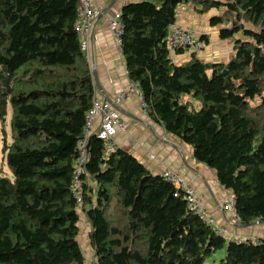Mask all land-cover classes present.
I'll use <instances>...</instances> for the list:
<instances>
[{
  "label": "trees",
  "instance_id": "1",
  "mask_svg": "<svg viewBox=\"0 0 264 264\" xmlns=\"http://www.w3.org/2000/svg\"><path fill=\"white\" fill-rule=\"evenodd\" d=\"M76 1L0 0L1 121L10 106L2 150L12 175L0 171V264H88L69 191L94 95L73 29ZM182 3L199 14L220 9L208 23L230 41L228 60L187 50L171 60L165 33ZM119 12V50L146 114L230 190L240 224L264 221V0H132ZM85 148L79 208L96 264H202L219 250L216 264H264V237L217 234L131 153L114 146L104 156L95 132Z\"/></svg>",
  "mask_w": 264,
  "mask_h": 264
},
{
  "label": "crops",
  "instance_id": "2",
  "mask_svg": "<svg viewBox=\"0 0 264 264\" xmlns=\"http://www.w3.org/2000/svg\"><path fill=\"white\" fill-rule=\"evenodd\" d=\"M128 1L132 0H87L90 7L102 8L101 15L92 21L88 35L89 53L85 59L98 84V89L94 87V97L102 101L109 99L112 109L126 124L125 129L117 131L113 137L114 146L131 153L151 174H160L163 170L177 171L199 196L201 206L208 210L215 222L226 226L230 236L264 237V221L252 220L244 225L233 220L231 211H221L218 204L224 196H232L230 190L222 188L212 170L192 157L187 144L181 143L165 131L158 121L141 112L136 95L129 94L118 103L114 102V94L127 86L128 78L121 51L109 33L107 19ZM188 13L182 15L185 19L174 22L189 26ZM185 52L173 53L171 60L174 63L182 62L188 57ZM230 56H227V60ZM214 61L226 60L218 57ZM94 128L93 125L91 131Z\"/></svg>",
  "mask_w": 264,
  "mask_h": 264
},
{
  "label": "built area",
  "instance_id": "3",
  "mask_svg": "<svg viewBox=\"0 0 264 264\" xmlns=\"http://www.w3.org/2000/svg\"><path fill=\"white\" fill-rule=\"evenodd\" d=\"M77 13L74 17L73 29L79 37V48L84 58L88 57V38L91 24L94 18L101 15V7H90L87 0H77ZM119 10H116L107 20V26L110 35L115 39L116 46L119 47L120 34L122 31V21L119 18ZM165 43L169 56L172 58L173 53L181 50L197 52L202 48V42L195 36L193 31L185 25L170 23L165 33ZM126 72V70H125ZM127 86L120 89L113 96L114 102L118 103L129 94H134L138 98V105L142 113L146 114V107L141 96L138 83L132 80L127 81ZM91 104L84 114V124L82 127L81 137L76 142V155L73 162L72 183L70 185V193L75 197L78 208L82 199V179L80 176L84 173V162L87 159V149L85 148V139L91 132L96 133V137L101 140L103 147V155L105 156L114 148L113 137L117 131L125 129V123L119 118V115L112 109L111 101L97 100L94 95L91 97ZM95 122V123H94ZM95 128L91 131L92 126ZM167 182H171L177 189L182 192L185 208L197 214L198 217L208 224L217 234L230 236L225 225L218 224L214 221L208 210L201 206L199 196L191 188L189 183L174 170H163L160 173ZM221 211H231L233 220L238 221V216L233 206V197L231 195L224 196L223 200L218 204ZM233 239L240 240L238 235L230 236ZM251 239V238H244Z\"/></svg>",
  "mask_w": 264,
  "mask_h": 264
},
{
  "label": "rangeland",
  "instance_id": "4",
  "mask_svg": "<svg viewBox=\"0 0 264 264\" xmlns=\"http://www.w3.org/2000/svg\"><path fill=\"white\" fill-rule=\"evenodd\" d=\"M187 11L189 12L187 14V17H188L187 20H189L190 29L193 31L195 36L202 42V47H201L202 49L195 53H198L202 58L209 60V61L210 60L213 61L217 59L218 57L221 60H227V56H229V54L230 55L233 54V49L231 47L230 41L225 40V39H219L217 32H216L217 25L210 26L208 23L209 17L212 14H217L218 12H220V9L212 8L208 12L199 14L197 12H194L189 4L182 3L177 8V11H176L177 20L176 21L185 19L184 17H182V15L184 13H187ZM204 36L206 37L205 42L202 41V38ZM220 40H221V43H220ZM183 98L190 99L193 103V106L196 108L198 107V103L192 100L191 96L187 94H183ZM258 101H259L258 97H255L253 100H250L251 103H256ZM9 114H10V106L8 104L6 108V115L4 116V120L3 121L0 120V171L3 176L7 177L8 179H11L12 175L9 169L7 168V166H5V161H4L5 153L2 150L4 143L10 142ZM218 196L219 195L217 194V197ZM77 210H78V215H79V219H78L79 230L77 234V240L81 245L82 253H83L84 259H86V262H88V264H96L95 259L92 258V249L90 247V244L88 243V232H89L90 227L88 226V223L85 219L83 211H81L80 208L79 209L77 208ZM238 236L239 238H242V239L256 237V236L247 237V236H240V235ZM221 255H222V251L219 250V252H216L208 256L207 258H205L202 264H216Z\"/></svg>",
  "mask_w": 264,
  "mask_h": 264
},
{
  "label": "water",
  "instance_id": "5",
  "mask_svg": "<svg viewBox=\"0 0 264 264\" xmlns=\"http://www.w3.org/2000/svg\"><path fill=\"white\" fill-rule=\"evenodd\" d=\"M224 73H225V70H222L221 74H224ZM92 80H93L94 87H96L98 89V84L96 82V79H95V76H94L93 72H92ZM105 100L110 101L109 99H105Z\"/></svg>",
  "mask_w": 264,
  "mask_h": 264
}]
</instances>
